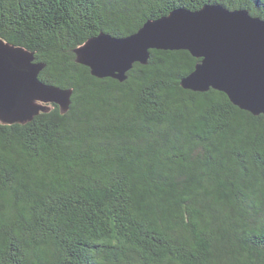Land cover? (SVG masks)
<instances>
[{
  "label": "trees",
  "instance_id": "16d2710c",
  "mask_svg": "<svg viewBox=\"0 0 264 264\" xmlns=\"http://www.w3.org/2000/svg\"><path fill=\"white\" fill-rule=\"evenodd\" d=\"M264 0H0V39L71 90L25 124L0 121V264H264V115L182 80L201 59L151 50L124 82L76 50L177 9Z\"/></svg>",
  "mask_w": 264,
  "mask_h": 264
},
{
  "label": "water",
  "instance_id": "95a60500",
  "mask_svg": "<svg viewBox=\"0 0 264 264\" xmlns=\"http://www.w3.org/2000/svg\"><path fill=\"white\" fill-rule=\"evenodd\" d=\"M151 50L188 51L201 62L182 80L184 89L197 93L213 89L241 110L264 115L263 19L222 5L177 9L126 38L102 33L76 55L77 63L88 67L92 76L124 82L136 63H148ZM33 61L24 49L0 39V121L6 124H25L50 111L36 101L56 104L63 113L70 109L72 91L41 82L43 66Z\"/></svg>",
  "mask_w": 264,
  "mask_h": 264
},
{
  "label": "rangeland",
  "instance_id": "374dc122",
  "mask_svg": "<svg viewBox=\"0 0 264 264\" xmlns=\"http://www.w3.org/2000/svg\"><path fill=\"white\" fill-rule=\"evenodd\" d=\"M36 103L38 105H41L42 107H49L51 109L50 104H45L44 102H40V101H36Z\"/></svg>",
  "mask_w": 264,
  "mask_h": 264
}]
</instances>
